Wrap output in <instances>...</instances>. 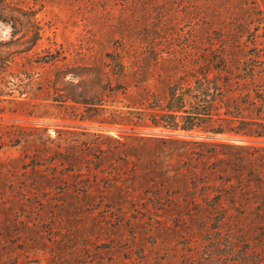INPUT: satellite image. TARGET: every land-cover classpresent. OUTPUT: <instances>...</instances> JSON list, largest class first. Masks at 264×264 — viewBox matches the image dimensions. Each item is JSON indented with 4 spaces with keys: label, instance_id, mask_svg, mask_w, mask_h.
I'll list each match as a JSON object with an SVG mask.
<instances>
[{
    "label": "trees",
    "instance_id": "obj_1",
    "mask_svg": "<svg viewBox=\"0 0 264 264\" xmlns=\"http://www.w3.org/2000/svg\"><path fill=\"white\" fill-rule=\"evenodd\" d=\"M18 10L24 12L22 23L11 1L0 0V20L12 28V38L0 41V95L15 88L6 85V76L14 74V53H30L44 37L37 10ZM15 43L17 50L8 48ZM41 51L28 54L44 69L32 77L43 94L39 98L59 106L78 103L92 113L98 104L92 93H100L88 84L96 75L93 67L70 65L60 48ZM140 51L128 61L122 51L108 54L112 77L106 84L115 79L112 91L128 95V109L117 121L95 123L96 130L56 126L55 135L44 125L5 132L9 142L31 148L17 158L31 181L22 188L55 189L92 209L120 208V215L142 223L213 224L218 231L226 225L225 243L206 246V254L226 256V264H264V93H226V65H214L213 57L201 61V53L189 51L192 61L181 62L177 50L164 51L156 43ZM155 73L158 83L151 90L147 80ZM17 85L21 94L27 92ZM42 114L32 117L39 121ZM30 128L33 134L26 133ZM125 203L130 205L123 208Z\"/></svg>",
    "mask_w": 264,
    "mask_h": 264
},
{
    "label": "rangeland",
    "instance_id": "obj_2",
    "mask_svg": "<svg viewBox=\"0 0 264 264\" xmlns=\"http://www.w3.org/2000/svg\"><path fill=\"white\" fill-rule=\"evenodd\" d=\"M9 1L20 23L24 12L19 8L37 10L45 32L30 53H14V74L6 76V85L15 88H5L0 95V109L6 113L0 116V264H226V256L206 254V246L225 243L226 225L218 231L213 224L142 223L120 215V208L92 209L55 189H23L31 181L17 158L31 148L9 142L5 132L18 125H44L55 135L56 126L96 130L98 123L117 121V114L128 109V95L112 91L115 79L106 84L112 77L108 54L122 51L128 61L131 53L149 43L164 51L177 50L181 62L192 61L189 51H194L202 54L201 61L213 57L214 65H226V93H264V0ZM11 30L9 21L0 20V41L12 38ZM126 35L136 36L131 40ZM46 47L63 50L70 65L93 67L96 75L88 84L100 93H92L98 103L92 113H85L78 103L59 106L39 98L43 94L37 93L33 78L44 69L29 55L43 53ZM8 48L17 50L18 43ZM156 76L147 80L151 90L156 89ZM17 84L27 92L21 94ZM129 89L135 91L133 86ZM22 98L26 103L19 105ZM41 111L42 120H35L32 116ZM26 133L34 132L30 128ZM218 236L222 239L212 240Z\"/></svg>",
    "mask_w": 264,
    "mask_h": 264
}]
</instances>
